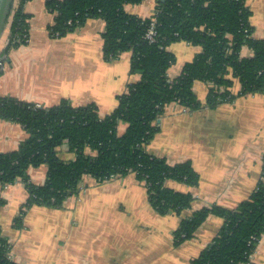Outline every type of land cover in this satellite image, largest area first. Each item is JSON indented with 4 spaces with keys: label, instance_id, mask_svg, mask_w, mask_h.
Masks as SVG:
<instances>
[{
    "label": "crops",
    "instance_id": "1",
    "mask_svg": "<svg viewBox=\"0 0 264 264\" xmlns=\"http://www.w3.org/2000/svg\"><path fill=\"white\" fill-rule=\"evenodd\" d=\"M45 0H11L0 36V97L49 108L61 100L73 106L93 103L100 117L117 106V97L126 92L140 74L130 72L131 52L112 62L103 59L102 34L105 23L90 19L61 38H51L48 27L53 16ZM157 0L126 5L125 11L139 18H151ZM253 37L264 39V0H248ZM21 7L26 16L28 41L5 52L13 12ZM168 51L176 62L167 72L177 77L183 66L200 52L183 42ZM242 57H251L243 48ZM209 84L195 82L193 92L205 100ZM235 81L232 92L237 94ZM159 131L146 151L174 165L190 161L199 176L194 187L167 181L166 187L191 193L193 202L181 217L161 216L150 206L146 189L134 176L112 178L102 183L85 176L79 192L68 197L60 209L32 206L17 225L14 218L28 198L25 185L16 181L0 185L2 237L10 245V258L18 264H189L210 243L223 224L209 216L195 236L175 246L173 233L182 217L212 205L233 208L254 191L264 158V93L236 97L215 108L190 111L172 104L158 121ZM124 126L120 127L122 131ZM26 134L19 124L0 119V153L15 150ZM61 157L74 155L61 149ZM30 182L42 185L46 167L29 169ZM248 264H264V235Z\"/></svg>",
    "mask_w": 264,
    "mask_h": 264
},
{
    "label": "trees",
    "instance_id": "2",
    "mask_svg": "<svg viewBox=\"0 0 264 264\" xmlns=\"http://www.w3.org/2000/svg\"><path fill=\"white\" fill-rule=\"evenodd\" d=\"M143 1H44L46 11L53 16L48 27L51 38H61L90 19H100L105 23L104 61L112 62L131 52L130 72L140 74V79L117 97L116 108L104 117L93 103L75 107L63 99L43 108L0 97V119L19 124L26 134L15 150L0 153V185L19 180L28 194L14 218L16 225L32 206L62 208L68 197L78 194L85 176L102 183L134 174L156 213L181 217L190 208L193 195L165 184L174 181L194 187L198 174L188 160L170 165L165 158L146 151L166 108L178 104L190 111L213 109L236 97L264 93V39L253 37L248 0H157L152 17L144 19L124 9ZM152 20L156 36L150 42L144 36ZM26 40V16L19 7L11 17L5 52L26 45ZM178 42L199 47L200 52L171 80L167 72L176 57L168 47ZM243 48L251 57H242ZM235 81L239 84L237 94L232 92ZM195 82L209 84L203 102L193 92ZM63 146L74 155L73 160L61 157ZM41 166L46 167V176L39 186L30 182L28 170ZM5 204L0 198V208ZM211 215L221 218L223 224L189 264L250 263L264 235V158L260 179L247 199L233 208L212 205L182 217L173 233L174 245L191 240ZM10 250L0 225V264H18L10 258Z\"/></svg>",
    "mask_w": 264,
    "mask_h": 264
},
{
    "label": "water",
    "instance_id": "3",
    "mask_svg": "<svg viewBox=\"0 0 264 264\" xmlns=\"http://www.w3.org/2000/svg\"><path fill=\"white\" fill-rule=\"evenodd\" d=\"M11 0H0V36L3 32L8 13L10 10Z\"/></svg>",
    "mask_w": 264,
    "mask_h": 264
},
{
    "label": "built area",
    "instance_id": "4",
    "mask_svg": "<svg viewBox=\"0 0 264 264\" xmlns=\"http://www.w3.org/2000/svg\"><path fill=\"white\" fill-rule=\"evenodd\" d=\"M156 36L155 21L152 20L148 26L144 38L150 42H153ZM27 42V40L25 41ZM4 58L0 55V70L3 66ZM39 107V106H37Z\"/></svg>",
    "mask_w": 264,
    "mask_h": 264
},
{
    "label": "rangeland",
    "instance_id": "5",
    "mask_svg": "<svg viewBox=\"0 0 264 264\" xmlns=\"http://www.w3.org/2000/svg\"><path fill=\"white\" fill-rule=\"evenodd\" d=\"M123 126V125H122ZM88 178H90V179H92L93 180V178H91V177H88Z\"/></svg>",
    "mask_w": 264,
    "mask_h": 264
}]
</instances>
